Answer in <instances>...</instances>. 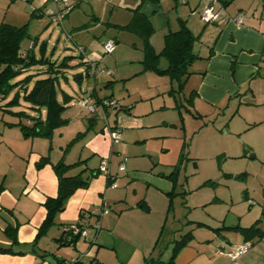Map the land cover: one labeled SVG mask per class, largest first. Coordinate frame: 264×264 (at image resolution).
I'll return each instance as SVG.
<instances>
[{"label": "crops", "instance_id": "crops-1", "mask_svg": "<svg viewBox=\"0 0 264 264\" xmlns=\"http://www.w3.org/2000/svg\"><path fill=\"white\" fill-rule=\"evenodd\" d=\"M3 1L7 10L11 11L8 23L14 25L26 23L29 35L35 33L31 26L34 20L43 21V29L47 21H52L51 14L57 8L51 0ZM72 1L75 6L62 20L61 29L65 28L66 32L68 30L72 32L74 41L84 48L85 56L95 59L100 65L106 58L102 48L103 38H112L115 41L114 50L106 53L109 59L105 63L113 65L115 70L112 79L104 81L106 85L114 87L121 81L125 87L127 86L126 95L130 96L132 93L129 90V83L133 79L149 78L154 82L148 86L152 87V92L147 97L155 95V91H164L163 88H159L160 84L165 82L164 76H159L156 81L152 75L156 73L144 69L143 40L140 35L119 28L126 25L132 17L130 4L121 0H103L99 6L101 14L98 16L92 11V15L83 12L80 9L82 0ZM174 1L182 0H160L159 3L148 1L144 2L141 10L150 16L153 27L155 24L149 42L157 52L163 47L164 35L171 29L173 23L177 24L178 18L186 20L193 34H200V39L196 43H200L202 38L211 43L207 53L201 54L200 58L193 62L194 70L187 78L186 82H190L188 95L190 105L192 104L197 111L205 112L232 102L253 106L254 112L262 108L257 106H264V0H215L214 8L220 10L219 16L216 22L207 24L201 18L202 11L208 4L207 0L196 2L186 0L187 10H193L201 5L199 17L193 16L195 12L187 16V12L178 10L177 20L172 22L168 16L163 15L162 9L166 6L168 9L172 8ZM239 13L244 14L241 23L233 20ZM105 16L108 17L107 20H104ZM3 17L5 16L1 17L0 9V22L4 20ZM47 31L48 29L40 32L43 36ZM42 36L41 43L47 49L48 40H44ZM38 44L39 42L34 45V52ZM72 56L68 62L81 64V67L66 71L67 78L63 77L57 87L58 100H68L64 112L74 104V101L78 102L87 91H91L93 96L97 81L102 79L98 75H93V81L90 76L85 77L88 75L87 66L81 61L80 53L79 58ZM51 59H56L57 62L60 60L54 56H51ZM39 68L45 69L44 66ZM114 81L116 83H113ZM31 85L32 82L28 87ZM134 91L138 93L140 99H144L137 88H134ZM12 94L13 92L0 102V110H11L2 105ZM247 95L252 97L251 101H243L242 97ZM96 96V102L103 98L97 94ZM104 98H113L120 102V107L109 108L111 110L109 113L115 111L117 114L120 108L126 112L120 118V123L124 125L121 129V141H112L105 122L103 126L96 128V119L86 115L80 116L82 111L79 109L74 112L75 114H71H74L82 129L86 127V132L77 130L71 138L64 136L63 128L69 122V116L63 114L67 118V123L53 133L51 143L55 154L51 159L57 160L64 146L76 137L78 140L73 146L82 144L81 154L77 160L86 159V162L72 168L69 173L75 174L85 167L87 171L84 174L90 173L92 169L97 171L101 160L105 158L110 173L115 175V187L109 185L110 180L105 174L97 173L87 187L78 188L67 198L64 209L56 217V222L40 235H37L38 229L46 216L44 201L48 196H56L58 188L57 176L51 164L37 166L41 156L49 151L50 141L41 136H23L20 127L15 124L22 118L15 114L12 119L0 118V264H143L146 257L155 259V253L159 249L158 242L170 215L169 202L163 190L166 189V184H163L165 188L155 186V168L149 166L146 161L144 166H141L144 162L142 158L149 159L151 154L142 153L132 147L149 138L146 132L142 133L135 129L151 128L155 125V120L144 117L155 111V106L137 110V99L133 100L129 107L128 105L132 103L130 100L122 104L114 93L107 94ZM20 101V105L16 106L33 114L28 104L21 98ZM40 113L44 117L45 109L42 108ZM23 121L29 123L25 117ZM255 125L256 123H253L251 127ZM154 136L155 134L150 138ZM70 149L69 147L66 149L64 160ZM93 159L97 164L90 167L89 161ZM121 162H124L123 170L118 169ZM138 179L142 182L137 181ZM259 208L260 215H264V202ZM87 211L91 212L89 216L86 214ZM233 216L236 222L232 217L226 225L227 214L219 218L222 221L219 224L207 212L201 214L200 219H191L189 223L184 222L180 227L173 228L174 230L170 228L169 232L179 231V237L186 232H191L192 235L176 252L172 262L161 260V264H264V240L259 239L257 233L259 231L247 235L240 229H235L249 227L256 223L254 221H259V218L248 220L244 224L241 222V216L238 217L237 214ZM97 220L100 223L99 228L94 226ZM70 224L81 225L86 229V235L75 237L76 235L67 232L65 228ZM172 224H175V219ZM226 230H235L234 242L224 233ZM176 234L177 232L173 233L162 245L164 252L171 245L173 248ZM244 241L250 242L249 249L236 260H232L229 253ZM75 261L78 262L74 263Z\"/></svg>", "mask_w": 264, "mask_h": 264}, {"label": "rangeland", "instance_id": "rangeland-1", "mask_svg": "<svg viewBox=\"0 0 264 264\" xmlns=\"http://www.w3.org/2000/svg\"><path fill=\"white\" fill-rule=\"evenodd\" d=\"M139 1L121 0V2H126L132 7L139 3ZM196 1L198 0H191V2ZM101 2L103 0H82L80 9L87 14H91L92 11L95 15L99 16L101 14L99 7ZM185 2L186 0H182L174 3V6L169 9L167 6L164 7L162 9L163 15L168 16L172 22L177 20L176 15L179 13L178 10L184 13L187 12V16L195 12L193 16L197 15L199 17V13L202 10L200 8L201 5L200 7L196 6L193 10H187ZM0 4L1 17L5 16L3 17L4 20H2L8 22V19L11 17V11L7 10L3 0H0ZM193 16H191V19ZM43 18L46 21V17L44 16ZM153 18L155 21L154 16ZM107 19L108 17L105 16L104 20ZM172 22L170 23L172 24ZM176 22L177 24H172L171 30L179 27L178 20ZM43 24L44 22L39 20L38 22L34 20V23L31 24L35 30V33L31 36L38 37L39 42L35 46L37 56L40 53L39 47L43 34L40 31L48 29L42 36L44 40H48L47 56L62 59L66 55H74L79 58L76 43H74V39L72 38L73 36L69 37V34L72 33L71 31L68 30L69 33H67L65 28L62 30L60 23L47 21L45 29H42ZM28 31L31 32V30ZM107 39L103 38L104 41ZM205 43L206 45H204ZM22 44L23 48L26 49L27 46H32V41L25 39ZM209 46H211V43H207L202 38L200 43H195L194 51L201 55L207 53ZM105 55L106 61L109 59V56L106 53ZM105 61L100 62V65L109 68L114 73V66L105 63ZM80 65L76 63L74 70L80 69ZM165 65L166 61L161 59L160 66L164 67ZM189 70H194V65H191ZM34 72L35 70L30 68L19 75L17 79H22L25 75ZM86 73H88L87 68ZM152 75L156 81L161 76L157 73ZM88 76L92 78V81L94 80L92 74L88 73L85 77ZM98 76H101L102 79L101 81H97L94 94L91 96L97 105L96 110L91 112L82 107L79 104V100L78 102L74 101V104L64 112V116H69V122L63 128L65 131L64 136L71 138L76 134L77 130L86 132V127L82 129L74 117V112L79 111V109L82 111L80 116L85 117L86 115L96 119V128L103 126L104 122L106 124V121H109L113 125L115 119H120L121 115L126 114L123 108L118 109L117 114H115L114 110H112L114 112L109 113L110 109L120 107L118 100V107L116 108H104L100 105L107 94L112 95L114 93L122 104H125L124 102L129 100L132 102L137 99V110H146L153 105L155 106V111L144 116L155 120V125L151 126V128L140 127L135 129V131L142 133L146 132L149 138L140 144L132 146L133 149L139 150L142 153L147 152L146 154H151L150 158L147 155L149 159L142 158L144 162L142 160L141 162L143 163L141 165L140 162V165L144 166L146 161L149 166L155 168V186L165 188L163 184H166V189H163L165 190L164 194L172 205L165 230L163 231L161 240L158 242L159 249L155 253V258L168 260L172 254V245L165 252L162 249V245L168 241V238L173 233L177 232L175 238H180L178 235L179 231H173L172 233L169 232L170 228L174 230L176 229L175 227H180L184 222L189 223L191 219H200V215L207 212L219 224L222 222L219 218L228 214L226 225L229 224L228 220H231L232 217L236 222L234 214H237L238 217L241 216V222L244 224L248 220L259 218V221L254 222H257L260 229L262 228V231H264V215H260L259 208L262 202H264V106L258 105L257 107L262 108H258L254 112L253 106L232 102L229 105H221L210 111H197L189 103L190 82H186V76L181 77V79H171L167 75H163L165 82L161 83L159 88H163L164 91H155V95L150 97L147 96L152 92V87L148 88V86L154 82L152 79H133L129 83V90L132 93L129 96L128 94L126 95L127 86L125 87L121 81L117 83L114 81L113 83H116L114 87L106 85L107 83L104 81H107L109 78L112 79V74L103 73ZM134 88H137L143 94L144 99H140ZM171 89H174V91H171ZM96 94L103 97L99 102H96ZM242 99L243 101H251L252 97L247 95L242 97ZM74 100H76V94ZM131 104L133 102L128 106L130 107ZM10 109L18 110L20 107L14 106L10 107ZM104 114H107L108 120H106ZM13 116L9 111L0 110V118L12 119ZM253 123H256V125L251 127ZM118 126L121 129L124 126L120 123V120ZM90 133H93V131H90ZM153 134L155 136L150 138ZM77 140L78 138L69 145V149ZM81 145H74L65 156L64 161L70 163L77 160V157L81 154ZM132 152L135 153L134 150ZM96 164V160L93 159L89 161L88 165L93 167ZM137 181L142 182L141 179ZM173 219H175L174 225L172 224ZM219 230L223 232L221 227H219ZM227 230L224 233L232 238L231 240L234 242L235 230ZM259 239L264 240V237H260Z\"/></svg>", "mask_w": 264, "mask_h": 264}, {"label": "trees", "instance_id": "trees-1", "mask_svg": "<svg viewBox=\"0 0 264 264\" xmlns=\"http://www.w3.org/2000/svg\"><path fill=\"white\" fill-rule=\"evenodd\" d=\"M146 1L153 3L160 2V0H140L137 5L131 8L132 17L130 21L124 26H119V28L131 30L142 38L144 69L153 70L159 75H167L171 79H181V77L186 76L185 79L187 81L191 73L189 68L196 59L200 58V55L194 51V44L200 39V34H193L186 20L178 18L179 27L174 30L168 29L167 33L164 35L162 49L158 52L155 51L149 42V38L154 32V27L151 23L150 16L141 10L142 5ZM74 6L75 4L70 0V9L66 12L63 19ZM60 24H62V22ZM26 27V24L18 26L4 21L0 22V102L6 99L11 92H13L12 96L2 106L10 108L20 105L21 98L28 104V108L33 114L29 113L24 108L16 111L2 109L5 111L9 110L10 113L15 114L18 118H22V120H18L15 124L20 127L23 136H41L50 141L49 151L47 154L41 156L37 166L41 167L46 163L51 164L57 176L58 188L56 196H48L44 201L46 216L38 229L37 235H40L56 222V217L64 209L67 198L78 188L87 187L91 178L99 172L98 169L97 171L92 169L90 173L84 174L85 171H87L85 167L75 174L69 173L72 168L86 162V159L77 160L73 163H66L64 161L66 149L72 144L76 137L72 138L64 146L62 154L57 160L53 161L51 159L52 155L55 154L51 143L53 133L56 129L67 123V118L64 117L63 114L66 108L65 104L68 100H58L56 96L57 87L60 85V80L63 77L67 78L66 71L74 69L76 64L68 62V60L73 57L72 55H66L58 62L56 59H51L50 56L46 55V47L43 46L42 43L39 47V56H36L33 47L38 42V37L29 35ZM69 37H72V34H69ZM25 39H30L32 41V46L26 49L23 48L22 44ZM74 43L76 42L74 41ZM76 46L81 45L76 43ZM80 56L81 61L86 66V58H89V56H85V53L83 55L80 54ZM161 59L166 61L164 67L160 66ZM42 66L45 67L44 70H40L39 67ZM30 68H33L35 72L25 75L22 79H17L19 75ZM75 78L77 79L79 77ZM30 82H32V85L28 87ZM171 91H174V89H171ZM42 108L45 109L44 117H42L40 113ZM23 117H25V119L27 118L29 123L24 122ZM171 206L172 205L169 203L168 209H170ZM198 224L202 223L198 222ZM235 229H240L247 235L259 231L257 232L258 237H264V231L258 227L257 222L246 228L235 227ZM191 235V232H186L179 239L174 241L172 254L168 262L173 261L176 252L187 242ZM77 236L78 235L75 237ZM5 249L11 250L10 248ZM76 262L78 261L74 263ZM161 263V259H153L152 257H146L143 262V264Z\"/></svg>", "mask_w": 264, "mask_h": 264}, {"label": "built area", "instance_id": "built-area-1", "mask_svg": "<svg viewBox=\"0 0 264 264\" xmlns=\"http://www.w3.org/2000/svg\"><path fill=\"white\" fill-rule=\"evenodd\" d=\"M53 4L57 7L56 11L51 15V20L56 23H61L64 15L70 9V0H51ZM208 4L202 11L201 18L206 23H213L218 19L220 10H215L214 2L215 0H207ZM244 18L243 14H239L238 16L234 17L233 20L237 23H241ZM102 48L104 53H111L115 48V41L112 38L107 39L102 43ZM77 49L80 54H84V50L82 46H77ZM86 66L90 74L96 76L100 74H112V71L109 68L100 66L95 59L86 58ZM91 92H87L79 99V104L82 107H86L89 111L94 112L97 108V105L91 98ZM102 107H111L116 108L118 107V101L113 98H105L101 104ZM107 120V114H104ZM119 118L115 119L114 124L106 123L105 127L108 131V134L112 141H119L121 140V128L118 126ZM125 168L124 162H121L118 166L119 170H123ZM98 172L103 173L106 175L107 179L110 180L109 185L111 187H115L114 179L115 175L111 174L109 171V166L107 160L104 158L101 160L98 166ZM88 216L91 214L90 211L86 213ZM99 220H97L94 224L96 228H99ZM65 230L73 235L85 236L86 229L83 228L81 225L78 224H70L68 225ZM250 242L244 241L240 245H238L233 251L229 253L232 260H236L241 254L245 253L249 247Z\"/></svg>", "mask_w": 264, "mask_h": 264}]
</instances>
